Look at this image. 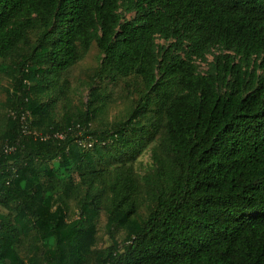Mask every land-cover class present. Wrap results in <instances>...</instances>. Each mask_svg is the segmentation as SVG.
<instances>
[{
    "label": "trees",
    "instance_id": "16d2710c",
    "mask_svg": "<svg viewBox=\"0 0 264 264\" xmlns=\"http://www.w3.org/2000/svg\"><path fill=\"white\" fill-rule=\"evenodd\" d=\"M104 78L144 90L95 128ZM3 79L0 264H264V0H0Z\"/></svg>",
    "mask_w": 264,
    "mask_h": 264
},
{
    "label": "rangeland",
    "instance_id": "374dc122",
    "mask_svg": "<svg viewBox=\"0 0 264 264\" xmlns=\"http://www.w3.org/2000/svg\"><path fill=\"white\" fill-rule=\"evenodd\" d=\"M129 17V16H128ZM101 54L96 45H93L88 56L76 65L66 76L70 82L71 92L68 93L71 108L84 109L85 104L93 100L91 90L88 84L91 83V77L100 65ZM212 59V56L209 57ZM206 69V65H202V70ZM3 90L0 93V108H4L3 104L7 101L6 89L10 86L8 79H3ZM142 83L139 79H120L117 81H110L108 78L96 81L94 84L93 92L100 97L95 102L97 105L102 106V113L99 118L94 122V127L103 126L106 122L114 120L124 119L128 113H131L137 100L140 97V92H143ZM99 101V102H98ZM135 101V102H134ZM67 104V103H66ZM65 101L60 99L55 106L59 115L63 114L65 108ZM60 117V116H58ZM151 144L146 147L143 152L138 156L135 161L136 166L142 171L144 167L142 164L149 165L151 163ZM72 212L74 215H78V210L75 203L72 202ZM143 218L145 217V211H141ZM76 216L70 215L71 218ZM98 233L96 248L104 249L114 244V241L121 243L126 238V232L124 230H115L114 238L110 235L107 227V216L102 214L98 220Z\"/></svg>",
    "mask_w": 264,
    "mask_h": 264
},
{
    "label": "built area",
    "instance_id": "2783aa9c",
    "mask_svg": "<svg viewBox=\"0 0 264 264\" xmlns=\"http://www.w3.org/2000/svg\"><path fill=\"white\" fill-rule=\"evenodd\" d=\"M24 118V117H23ZM27 132V131H26ZM89 146H92V143H89Z\"/></svg>",
    "mask_w": 264,
    "mask_h": 264
}]
</instances>
